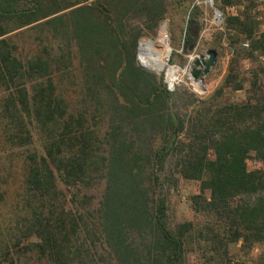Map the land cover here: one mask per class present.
<instances>
[{
    "label": "trees",
    "instance_id": "obj_1",
    "mask_svg": "<svg viewBox=\"0 0 264 264\" xmlns=\"http://www.w3.org/2000/svg\"><path fill=\"white\" fill-rule=\"evenodd\" d=\"M166 8L165 0H0V184L14 185L11 201L0 193V264L25 252L46 264H182L195 225L172 229L157 194L175 175L199 181L192 208L216 223L197 234L215 250L264 243V80L236 68L264 56V29L247 6L228 15L224 35L235 39L221 85L207 97L170 92L136 61L137 41L156 33ZM32 26L45 36L22 59L12 32ZM67 79L77 86L70 101ZM227 89L246 97L230 100ZM251 156L262 167L249 169ZM99 180L93 201L87 189Z\"/></svg>",
    "mask_w": 264,
    "mask_h": 264
},
{
    "label": "rangeland",
    "instance_id": "obj_2",
    "mask_svg": "<svg viewBox=\"0 0 264 264\" xmlns=\"http://www.w3.org/2000/svg\"><path fill=\"white\" fill-rule=\"evenodd\" d=\"M165 1L167 7L166 15L170 19V32L172 36L171 46L173 51L170 58L171 62L180 65L184 64L187 61V54L193 49L199 36L201 37V42L196 49L198 53L206 56V51L209 48H214L218 53L214 66L211 68L209 74L204 77L206 81V83H204V86L206 85V90L203 93L196 92L187 84H182L180 86L194 93L197 97H207L223 82L233 53L229 41L235 38L233 37L231 39L226 34L224 35L225 18L228 15L236 14L243 9V6H247L251 11V15L256 19V22L259 23V28L264 29V5L262 8L264 0H242L241 3L237 5L226 6L222 5L220 0H213L214 7L224 13V20L221 27L216 25L213 21V8L208 3L202 2L204 0H200L201 2L199 4H195L196 0ZM193 12L194 17H192ZM190 19H193V21ZM186 25H188V28L191 26L194 41L185 39ZM12 33L14 35L13 41L18 45L16 53L22 59H26L38 53L41 47L40 39L45 36V33L40 30V27L35 28L33 26L25 27L22 30H16ZM141 37L156 39V33L146 34ZM238 40L241 43L245 41L249 43V40L244 34H238ZM72 65L73 67L77 66L76 57L72 60ZM261 65L262 64L255 61V59L246 58L242 59L240 61V66L237 65L236 68H239L238 71L244 78L249 77L250 69L257 70L260 78L264 80V71L261 70ZM146 69L153 72L156 70L155 68ZM158 75L162 76L161 74ZM76 87L71 86L70 79H67L65 97L69 101L75 99L77 96V94L75 96V94L72 93V88ZM224 95L226 98L233 101H243L246 97V92L245 90L234 91L227 89ZM187 107L180 103L182 112L187 109ZM247 164L249 169L262 167V164L252 156L248 158ZM17 168L18 167H16V170ZM163 177L167 180L165 176H162L161 181H163ZM167 181L168 182H162L163 185L158 189L157 194H161L165 199L170 227L172 229H177L181 223L186 221H190L195 225L191 231L183 236L185 257L182 264H264V243H257L249 249L241 248L240 242L230 244L226 255L222 254L220 250H215L206 238L197 234L198 227L204 226L206 223L210 222L216 223V218L213 213L196 212L192 208L191 197L199 193V181L184 179L178 175H175L174 178ZM6 185L7 187L0 184V193H2V199L11 201L14 194V185L10 182ZM103 185V181L99 180V182L95 183L91 188L87 189V193L93 195V201H97L100 197ZM4 189H6V192H4ZM205 194L208 195L207 190ZM2 201L3 200H0V212L5 210L3 209L5 206ZM97 249L100 250L98 244ZM16 254H18V258H13L14 260L12 261L7 260L6 264H46L45 261L38 260L29 252ZM13 261L14 263H12Z\"/></svg>",
    "mask_w": 264,
    "mask_h": 264
},
{
    "label": "built area",
    "instance_id": "obj_3",
    "mask_svg": "<svg viewBox=\"0 0 264 264\" xmlns=\"http://www.w3.org/2000/svg\"><path fill=\"white\" fill-rule=\"evenodd\" d=\"M200 2H201L200 0H196L195 4H199ZM202 2L208 3L213 8V21L215 22L216 25L221 27L223 24V20H224V13L218 8L214 7L213 0H204ZM171 38L172 36L170 32V19L167 17V15H164L160 18V20L157 23L156 39L154 38L153 40H156L155 42L157 43L159 40H161V42H163L167 46L168 48V58L166 60L167 63L159 71L155 69H152V70H155L157 74L162 75L163 82L165 83L167 90L170 92H173L176 88L180 87L182 84H187L191 86L192 89H194L196 92L203 93L206 90V85L204 86V89L195 88L194 85L189 81V78L188 76H186V73H185L187 70L190 72L196 60H201L205 57V55H201L200 53L196 51L198 45L201 42V37L200 36L198 37L193 49L189 52V54H187V61L182 65L178 63H173L170 60L171 54L173 51V48L171 46ZM147 39H150V38L140 37L138 40V44L136 48V61L138 62V64H139V61H138L139 46L142 42H144ZM242 45L244 47H248V42L245 41L242 43ZM182 46H183V43H182ZM169 68L171 70V74L173 75L168 74Z\"/></svg>",
    "mask_w": 264,
    "mask_h": 264
},
{
    "label": "bare ground",
    "instance_id": "obj_4",
    "mask_svg": "<svg viewBox=\"0 0 264 264\" xmlns=\"http://www.w3.org/2000/svg\"><path fill=\"white\" fill-rule=\"evenodd\" d=\"M156 40L147 39L142 42L139 46L138 61L139 64L144 68H155L157 71L161 70L167 63L168 58V48L167 46L160 41L155 42ZM186 76H188L189 81L197 89H204L205 79L198 80L194 79L189 71L187 70ZM168 74H171L170 68L168 69Z\"/></svg>",
    "mask_w": 264,
    "mask_h": 264
},
{
    "label": "water",
    "instance_id": "obj_5",
    "mask_svg": "<svg viewBox=\"0 0 264 264\" xmlns=\"http://www.w3.org/2000/svg\"><path fill=\"white\" fill-rule=\"evenodd\" d=\"M217 51L214 48H209L206 51V56L201 60H196L194 66L190 70V75L194 79L203 80L209 74L217 59Z\"/></svg>",
    "mask_w": 264,
    "mask_h": 264
},
{
    "label": "crops",
    "instance_id": "obj_6",
    "mask_svg": "<svg viewBox=\"0 0 264 264\" xmlns=\"http://www.w3.org/2000/svg\"><path fill=\"white\" fill-rule=\"evenodd\" d=\"M263 5H264V4H262V8H263ZM258 62H259L260 64H261V63L264 64V56L260 57V60H258ZM205 83H206V81H205ZM236 91H241V90H236Z\"/></svg>",
    "mask_w": 264,
    "mask_h": 264
}]
</instances>
